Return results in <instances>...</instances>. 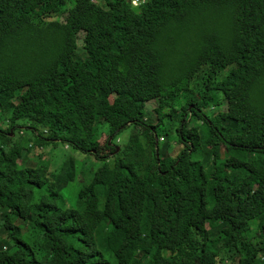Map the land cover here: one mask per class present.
I'll return each instance as SVG.
<instances>
[{"label":"trees","instance_id":"obj_1","mask_svg":"<svg viewBox=\"0 0 264 264\" xmlns=\"http://www.w3.org/2000/svg\"><path fill=\"white\" fill-rule=\"evenodd\" d=\"M0 264H264V0H0Z\"/></svg>","mask_w":264,"mask_h":264},{"label":"rangeland","instance_id":"obj_2","mask_svg":"<svg viewBox=\"0 0 264 264\" xmlns=\"http://www.w3.org/2000/svg\"><path fill=\"white\" fill-rule=\"evenodd\" d=\"M79 47H78V52H82V39L79 40L78 43ZM155 106H157V101L156 100H149L146 102L145 104V109L147 111V116L149 117V121L155 122V119H153V117L155 116L156 112L154 110ZM100 126L102 127L103 131L107 130L108 125L106 123H99ZM168 127V125H166ZM172 129H174L175 125H171ZM134 130V126H128L124 129H122L121 132H119L116 136L117 138H115V141L117 140L119 142V144H121L122 146L126 145L129 141L130 135ZM169 141L170 143L173 142V145H175V147H171L170 150L173 151V153H176L177 149H178V139L176 137V134L173 133V135H169ZM118 148H120L118 146ZM120 150V149H119ZM55 152L56 155H52L53 157L56 156V161L57 164L62 163V161L64 160V158L67 156L66 159H68L65 163H64V169L69 165L72 164L73 159L76 160V157L79 158V165H80V170H86L85 172H80V174L78 175V177L76 178V180L72 183L71 186H69V189L72 192H68L66 191V204L67 205H73L75 200H76V196H77V190L80 186H82V184L86 181H88L92 175V172L94 170H96L101 164H102V160L99 159H95V158H90L88 157L87 153H84L82 151H76L73 149H67V145L63 144V143H59V145H57V147L55 148ZM118 152V151H117ZM69 154V155H68ZM110 155V154H109Z\"/></svg>","mask_w":264,"mask_h":264},{"label":"water","instance_id":"obj_3","mask_svg":"<svg viewBox=\"0 0 264 264\" xmlns=\"http://www.w3.org/2000/svg\"><path fill=\"white\" fill-rule=\"evenodd\" d=\"M156 144H157L156 150L158 151V137L157 136H156Z\"/></svg>","mask_w":264,"mask_h":264},{"label":"built area","instance_id":"obj_4","mask_svg":"<svg viewBox=\"0 0 264 264\" xmlns=\"http://www.w3.org/2000/svg\"><path fill=\"white\" fill-rule=\"evenodd\" d=\"M133 3L139 4L140 3V0H133Z\"/></svg>","mask_w":264,"mask_h":264},{"label":"clouds","instance_id":"obj_5","mask_svg":"<svg viewBox=\"0 0 264 264\" xmlns=\"http://www.w3.org/2000/svg\"><path fill=\"white\" fill-rule=\"evenodd\" d=\"M132 2H133V0H132Z\"/></svg>","mask_w":264,"mask_h":264}]
</instances>
